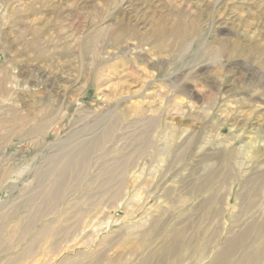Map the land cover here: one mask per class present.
<instances>
[{"label": "rangeland", "instance_id": "374dc122", "mask_svg": "<svg viewBox=\"0 0 264 264\" xmlns=\"http://www.w3.org/2000/svg\"><path fill=\"white\" fill-rule=\"evenodd\" d=\"M248 144L243 168L217 162ZM94 163L135 168L105 209L61 206L105 192ZM262 171L264 0H0V230L62 218L23 264L84 262L107 237V264H212L264 212ZM5 238L0 264L30 240Z\"/></svg>", "mask_w": 264, "mask_h": 264}, {"label": "bare ground", "instance_id": "6f19581e", "mask_svg": "<svg viewBox=\"0 0 264 264\" xmlns=\"http://www.w3.org/2000/svg\"><path fill=\"white\" fill-rule=\"evenodd\" d=\"M168 135H170V134H167V136ZM172 135H174V134H172ZM169 145H170L169 141H168V143L165 142L164 146H166L167 148L165 147V148L161 149V151H163V150L168 151ZM223 147L225 149L221 148V149L216 150V153H219V155H220L219 159H217V162L222 161L223 156H225L227 159H230V161H232L231 164L234 165V166H231V164H230V166L232 168H238V169L243 168L244 163L242 162L241 157L244 158L245 155L250 153L251 146L249 144H248V146H246V145L241 146L239 151L236 149L235 150H228V149H226L228 146H223ZM159 151L156 149V154H155V151L153 150L150 154L151 155L150 157H152L155 154L153 159L158 158V156L160 155ZM130 153H132V152H130ZM129 154H127V155L130 157ZM163 154H164V152L161 153V155H163ZM57 157H60V156H57ZM221 163H223V162H221ZM117 164L121 165V163H111V164H108V163L107 164L106 163L100 164L99 163V165H96L94 163V164L89 165L87 167L88 172H89V170H94L93 171L94 172L93 173L94 174L93 179L94 178L97 179V182H94L93 186H91V188H93L95 191H97V190L101 191V189H105L108 187L101 196L98 195L93 199V202L96 201L95 203L91 202L90 204H87L86 206L83 204H80L84 199V198H82V195H81L80 197H75L74 201L72 203L71 202L67 203L66 202L67 198H66L61 203V206H63V207L69 206L68 208H70V209L77 207L80 210H84L85 208L87 210H91L93 208L92 206H101V209H105L104 208L105 205L102 204L104 202L103 198H105L106 195L110 194L109 184H111L113 181H115L114 175L115 174L120 175L118 173L119 172L121 173V171L130 172L135 168V166L133 164V167L130 170H125V169H128L129 167H131L130 166L131 164L129 165V163H127V165L124 164L123 168L122 169L120 168V171L117 172L116 169H119ZM219 166H220V164H217V167H219ZM217 167H215L214 171L212 172L213 177L221 176V175H216L215 170ZM134 172L135 171L130 173L132 175V178H134V175H135ZM59 173H60V171H59ZM212 173H210V174H212ZM121 174L123 175L124 173H121ZM150 174H153V173H150ZM8 175L9 174H7V175H5L3 173L0 174V181H4ZM122 175L120 177H122ZM140 175H136V178L137 179L140 178ZM104 176H106V178H104ZM224 176L226 178H228L226 174H224ZM258 176L262 179L261 189L259 190V192H261L262 189L264 192V171H262ZM115 182L118 185L117 187L120 188V189H116V191H118V190L120 191L121 189L125 188V186H126L123 177H122L121 181H118V182L115 181ZM88 187H90V186H88ZM62 196H67V195H62ZM70 196H72V195H70ZM227 197L228 198L226 199V203L229 204V201H230L229 194H227ZM212 200H213V198H212ZM252 204H253V201H251L250 205H252ZM59 210L62 213L63 208H59ZM61 220H62V218H61V216H59L58 218L52 219L45 224H42V225L39 224L38 227H36V230H33L30 225H23L20 229V233H18L19 224L14 229H11V230L1 229L0 233H4V236L6 237L5 240L2 241V244H1V246L3 247L2 252H6L7 250H9V248H11V249L14 247L19 248L20 244L24 243L26 238H28V237L30 238V240L25 244L23 249H19L20 251H17V250L14 251V253L11 256H9V258L5 259L3 261V263H1V264H23V262L34 257L39 251L41 252L42 247H43V250H45V243L47 242L45 240L47 239V236L49 235L48 234L49 230L51 229L53 223L60 222ZM2 228H4V227H2ZM15 238H17V239L15 240ZM236 239L237 240L234 244H232L231 246H229L225 250H220L216 254V256H214L212 258L211 263L212 264H229L231 259L233 258V256L237 252H239L241 249H243L246 246V244L250 241H252L254 246H255V252H254V255L252 258V262L242 258L239 260L238 264H253V262L258 260L261 257V255L264 254V212H262L257 217V219L254 223L249 224L248 227L244 231L240 232L237 235ZM102 241L103 242L101 243L102 244L101 250L99 252L92 254V256L89 260H86V261L80 262V263H77L74 260H72V261L65 260L64 264H91V262L94 264H107L106 259H105L106 258L105 253L107 251H109V249H111V247L113 245H115L118 240L116 239V237H107L106 239H104ZM203 252H204V250L201 249L198 254H203ZM23 258H26V259L22 260ZM144 261H145V259H143L142 262L139 261L138 264H144Z\"/></svg>", "mask_w": 264, "mask_h": 264}]
</instances>
